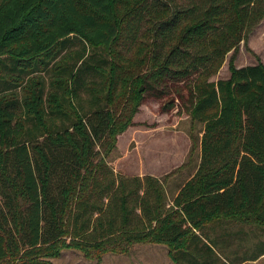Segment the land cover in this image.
I'll use <instances>...</instances> for the list:
<instances>
[{
	"label": "trees",
	"instance_id": "obj_1",
	"mask_svg": "<svg viewBox=\"0 0 264 264\" xmlns=\"http://www.w3.org/2000/svg\"><path fill=\"white\" fill-rule=\"evenodd\" d=\"M263 18L264 0H0V95L44 69L37 105L50 87L63 106L0 102V264H52L65 239L114 234L166 244L176 264H217L231 236L212 235L219 218L264 230V65L210 80ZM128 82L133 111L172 94L201 124L196 170L171 199L159 178L104 160ZM260 256L264 242L221 264Z\"/></svg>",
	"mask_w": 264,
	"mask_h": 264
},
{
	"label": "rangeland",
	"instance_id": "obj_2",
	"mask_svg": "<svg viewBox=\"0 0 264 264\" xmlns=\"http://www.w3.org/2000/svg\"><path fill=\"white\" fill-rule=\"evenodd\" d=\"M257 63L264 65V18L245 43L241 42L225 55L220 68L210 80L229 78L232 69ZM40 77L50 81L44 69H40L37 74L16 82L18 86L15 89L3 91L5 97L0 95V102L17 98L20 107L25 108L63 107L50 87L46 89L42 106L37 105L34 93L39 87L37 82ZM10 81L14 82L12 79ZM133 95L132 82L124 84L116 95V105L126 112V126L116 134L114 147L104 160L121 176L159 178L164 181L167 197L171 199L196 170L201 124L191 118L187 108L172 94L165 102L147 100L134 111ZM70 107H74L72 102ZM42 119L39 118L40 121ZM219 219L212 235L218 239L228 232L231 236L221 238V245L215 247L220 257L217 264L237 262L243 256H249L257 244L264 242V230L242 225L236 220ZM238 229L242 231L241 234H237ZM119 238L120 235L114 234L88 239L86 243L65 239L64 247L45 258L52 264H176L166 244L142 241L129 244ZM77 242L82 247L76 245ZM244 264H264V256Z\"/></svg>",
	"mask_w": 264,
	"mask_h": 264
},
{
	"label": "crops",
	"instance_id": "obj_3",
	"mask_svg": "<svg viewBox=\"0 0 264 264\" xmlns=\"http://www.w3.org/2000/svg\"><path fill=\"white\" fill-rule=\"evenodd\" d=\"M178 192V191H177Z\"/></svg>",
	"mask_w": 264,
	"mask_h": 264
}]
</instances>
